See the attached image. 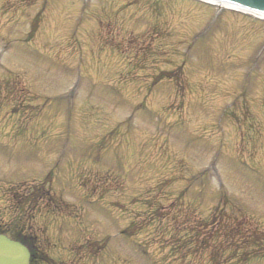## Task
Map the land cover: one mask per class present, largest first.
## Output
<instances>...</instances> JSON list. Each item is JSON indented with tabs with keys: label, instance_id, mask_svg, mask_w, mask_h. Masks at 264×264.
I'll list each match as a JSON object with an SVG mask.
<instances>
[{
	"label": "rangeland",
	"instance_id": "rangeland-1",
	"mask_svg": "<svg viewBox=\"0 0 264 264\" xmlns=\"http://www.w3.org/2000/svg\"><path fill=\"white\" fill-rule=\"evenodd\" d=\"M0 231L28 264H264V20L0 0Z\"/></svg>",
	"mask_w": 264,
	"mask_h": 264
},
{
	"label": "water",
	"instance_id": "water-1",
	"mask_svg": "<svg viewBox=\"0 0 264 264\" xmlns=\"http://www.w3.org/2000/svg\"><path fill=\"white\" fill-rule=\"evenodd\" d=\"M234 3L255 12L264 14V0H221ZM28 248L6 235L0 234V264H28Z\"/></svg>",
	"mask_w": 264,
	"mask_h": 264
},
{
	"label": "flooded vegetation",
	"instance_id": "flooded-vegetation-1",
	"mask_svg": "<svg viewBox=\"0 0 264 264\" xmlns=\"http://www.w3.org/2000/svg\"><path fill=\"white\" fill-rule=\"evenodd\" d=\"M9 236L15 240L22 242V243L26 240L25 243L27 242V246H28V249H29L30 254H31L30 258L32 259V261L38 257V256H36L37 255V247L34 244V238L33 237H31V236L21 237V234H20V236H17V237L15 235H9Z\"/></svg>",
	"mask_w": 264,
	"mask_h": 264
},
{
	"label": "bare ground",
	"instance_id": "bare-ground-1",
	"mask_svg": "<svg viewBox=\"0 0 264 264\" xmlns=\"http://www.w3.org/2000/svg\"><path fill=\"white\" fill-rule=\"evenodd\" d=\"M217 6L222 7V6H227V4L219 2V3H215ZM236 8V7H235Z\"/></svg>",
	"mask_w": 264,
	"mask_h": 264
}]
</instances>
